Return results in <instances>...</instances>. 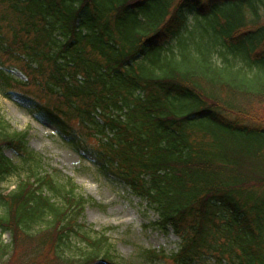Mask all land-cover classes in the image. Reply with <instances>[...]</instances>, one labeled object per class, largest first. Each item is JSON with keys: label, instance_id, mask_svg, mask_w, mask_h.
Here are the masks:
<instances>
[{"label": "trees", "instance_id": "trees-1", "mask_svg": "<svg viewBox=\"0 0 264 264\" xmlns=\"http://www.w3.org/2000/svg\"><path fill=\"white\" fill-rule=\"evenodd\" d=\"M0 94L156 212L180 243L149 261L264 264V0H0ZM27 136L0 114V182L18 176L0 193V264L110 261L79 221L91 199Z\"/></svg>", "mask_w": 264, "mask_h": 264}, {"label": "rangeland", "instance_id": "rangeland-1", "mask_svg": "<svg viewBox=\"0 0 264 264\" xmlns=\"http://www.w3.org/2000/svg\"><path fill=\"white\" fill-rule=\"evenodd\" d=\"M202 30L203 20L190 16L180 38L189 42V47H192L194 43L201 41ZM171 45L177 51V40L171 41ZM214 60L220 62L218 55ZM10 74L24 80L16 70L10 69ZM28 107L26 102L0 94V114L15 129L28 131V146L42 155L44 169H56L64 179L71 178L78 185L79 192L91 199L84 207L79 221L92 230L104 233L108 238L111 256L110 261L99 259L93 264H173L161 259L153 262L146 258L145 250L170 254L178 249L180 243L171 230L163 233L153 224L158 216L148 207L147 202L134 195L121 182L99 174L89 157L63 141L49 124L34 119ZM3 153L14 163H18V157L11 149L4 147ZM17 182V174L8 176L0 182V193H8L15 188ZM1 238L4 243L10 242L7 232ZM72 240L74 243L76 239ZM81 253L82 250H72L71 253L65 250L64 255L78 259ZM15 264L19 262L16 261ZM199 264L227 263H218L213 258L206 257Z\"/></svg>", "mask_w": 264, "mask_h": 264}]
</instances>
